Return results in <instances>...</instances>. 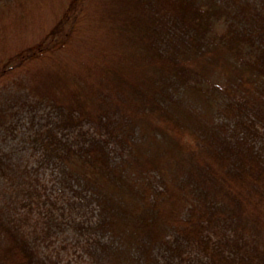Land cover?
<instances>
[{"label": "trees", "instance_id": "obj_1", "mask_svg": "<svg viewBox=\"0 0 264 264\" xmlns=\"http://www.w3.org/2000/svg\"><path fill=\"white\" fill-rule=\"evenodd\" d=\"M0 3V264H264L263 4Z\"/></svg>", "mask_w": 264, "mask_h": 264}, {"label": "rangeland", "instance_id": "obj_2", "mask_svg": "<svg viewBox=\"0 0 264 264\" xmlns=\"http://www.w3.org/2000/svg\"><path fill=\"white\" fill-rule=\"evenodd\" d=\"M253 2L263 4V7H264V1L263 0H253ZM1 6H2V4L0 3V15H4V13H2L4 10L1 9ZM29 11L30 10H27V12H29ZM48 13H49L48 9L44 10L43 12L40 11V13L37 12L34 15H31V13H28L27 14L28 19L31 20V17H33V21L26 23L27 28H26V31L24 34L23 33H21V34L16 33V37L13 39V41H14L13 44L15 46L16 45L20 46L21 43H23V45L24 44L28 45V44H31L33 41L37 40L39 38L38 36L40 35V33L43 32L44 30L48 29L49 26L51 25L52 19L49 17ZM1 20L2 19L0 18V25H1ZM3 22H4V24H7V21H5L4 19H3ZM216 28L219 29L220 27L215 26V29ZM4 34H5V37L7 39L6 43L8 45V43L10 42L11 33L8 34V33L4 32ZM11 46L12 45H10L9 48ZM10 49H9V51L11 52ZM219 71H220V69H216L213 66L212 69H209L208 72H206L208 75V79L211 82H220L219 81L220 76L218 75ZM23 113L20 116L21 118L19 119V122L15 124L13 131L10 133H7L5 135H2V137L0 138V146L2 148H4L5 150H12L13 152H16L17 154H21L25 158H27L28 149L26 148L27 147L26 135L28 133L32 132V128L34 129V128H36V126L43 124V122H44L43 118L45 117V114L42 113L41 110L37 111L36 116L32 120V124H31V122H30L31 120L28 118V116L26 114H23ZM152 155H153V150H149V151H147L145 156H152ZM145 156L144 157L141 156V158H143L142 162H144V163H145V159H144ZM153 158H155L157 161L160 162L159 156L153 157ZM28 159L31 162H33L31 157ZM164 159L161 160V162H164L165 161ZM133 167L138 169V167H136V166H133ZM48 170H49L48 167H44L43 177L44 176L46 178L48 177V172H49ZM62 240L63 241L67 240L68 243H71L74 240V238H72V234L69 231L59 233V238L55 242V246H57V248H59V246L62 244L61 243ZM73 249H70L69 251L62 249L61 255H62L63 261H66L67 259H69L70 261H72L73 263H76V264H90L91 261H88L86 259H80L75 255V254L79 255L77 249L74 251L75 254H73Z\"/></svg>", "mask_w": 264, "mask_h": 264}]
</instances>
